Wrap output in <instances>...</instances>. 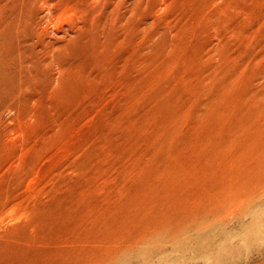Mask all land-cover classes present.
Returning a JSON list of instances; mask_svg holds the SVG:
<instances>
[{"label":"rangeland","instance_id":"1","mask_svg":"<svg viewBox=\"0 0 264 264\" xmlns=\"http://www.w3.org/2000/svg\"><path fill=\"white\" fill-rule=\"evenodd\" d=\"M47 5L66 71L0 99V264H264V0Z\"/></svg>","mask_w":264,"mask_h":264},{"label":"bare ground","instance_id":"2","mask_svg":"<svg viewBox=\"0 0 264 264\" xmlns=\"http://www.w3.org/2000/svg\"><path fill=\"white\" fill-rule=\"evenodd\" d=\"M0 2L6 4L7 0ZM8 2L12 7H0V99L8 100L5 105L7 109L23 113V116L24 111L28 110V116L32 114L29 107L35 106L33 102L43 100L45 90L52 86L48 84L49 79L45 81L48 69L56 67L55 72L59 70L60 73L65 70L61 58L62 46L57 45L56 36L48 33L49 22L55 17L52 7H46L50 0ZM38 2H43L45 6L34 7ZM60 30L57 29L54 35H58ZM58 79H61V75Z\"/></svg>","mask_w":264,"mask_h":264}]
</instances>
